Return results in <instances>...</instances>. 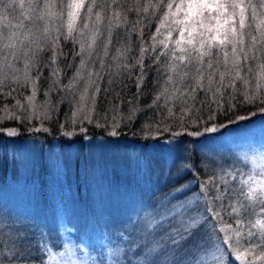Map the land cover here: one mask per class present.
<instances>
[{"label": "rangeland", "instance_id": "obj_1", "mask_svg": "<svg viewBox=\"0 0 264 264\" xmlns=\"http://www.w3.org/2000/svg\"><path fill=\"white\" fill-rule=\"evenodd\" d=\"M97 3L108 4L106 8L94 9V14L100 12L105 17L100 25L105 35L112 11H119L122 16L120 26L112 29L108 55L104 56L103 49L98 46L100 58L94 54L89 62L92 71H100L103 60V78L99 81L101 90L110 81L116 83L119 80L124 73H121L123 64L131 63L134 46L139 43L135 45L131 33L127 31L128 26L123 25V17L137 13L134 7L124 2L122 7H115L109 0H97ZM152 10L154 14L159 11ZM183 17V13L178 12L169 16L164 27L157 28L163 33L173 20ZM250 22L249 16L245 27ZM124 24L128 25V22ZM172 26L176 29L181 27ZM228 26L225 24L224 29ZM212 29L210 27V32L215 35ZM202 30L197 26L193 37L197 38ZM244 31L247 32L248 27ZM167 32L158 40L168 37ZM220 35H223L222 27ZM187 36L185 32V41ZM178 38V31H172L169 43L174 47ZM75 47L79 49V45ZM128 47L131 51L125 61L117 56V51ZM80 59L74 56L71 66L60 71L59 84L53 83L47 91L37 89L35 109L28 100L32 95L31 85L21 86L26 91L23 100H18L23 108L17 106L15 99L11 108L7 109L20 117L15 119V126L21 121L25 127L28 125L30 131L18 130L10 122L11 119L3 121L6 128L0 130V162L8 166L7 170H0V264H8L16 245L25 237L22 252L27 257L25 264H145L147 257L141 249L153 239L145 230L146 225L162 210L163 205L174 198L195 199V194L202 192L198 182L207 181L200 176L201 172L214 178L220 193L224 194L221 201H214L223 215V221L217 223V228L225 224L235 228L238 218L245 223L264 219V215H260V206L256 204L251 205L256 209L253 215L242 210L236 216L229 208L230 204H236L237 199L245 207L249 206L239 194L241 176L264 178V112L259 109L256 116L239 120L243 121L242 125L220 127L216 133L180 137L186 150L182 147L180 152L169 155L164 148L153 145L157 141L162 145L168 144L172 137L138 142L125 133H119L121 127H128L123 125L125 115L121 105L109 109L108 127L102 125L104 115L98 107L99 94L92 113L94 123L82 118L72 122L86 81L79 80L71 90L66 86L78 69ZM59 63L58 58L54 68H59ZM16 69H23V62L18 63ZM18 74L22 76V72L18 71ZM92 78L95 79V76ZM0 79L3 77L0 76ZM86 107L90 105L86 103ZM45 112L48 119L43 118ZM4 115V111L0 112V117ZM26 116L31 118L24 119ZM113 116L117 117L116 128L112 127ZM62 117H67L70 123L68 132H62L55 126ZM50 127L55 128L57 133H53ZM37 128L41 130L36 131ZM10 131L17 134L9 135ZM113 131L117 134L112 135ZM188 174L191 175L189 179ZM189 182L191 190L186 192ZM209 199L213 197L209 196ZM201 203H204L203 199ZM215 243L220 246L222 264H230L226 246H221L219 239ZM256 250L260 251L259 248Z\"/></svg>", "mask_w": 264, "mask_h": 264}, {"label": "snow or ice", "instance_id": "obj_2", "mask_svg": "<svg viewBox=\"0 0 264 264\" xmlns=\"http://www.w3.org/2000/svg\"><path fill=\"white\" fill-rule=\"evenodd\" d=\"M111 4L123 6L122 0H111ZM98 7L106 8L108 4L98 5L97 0H0V76L3 77L0 84L10 79L12 83L23 87L31 85L32 95L28 100L35 109L37 81L41 74L39 53H50L51 62L55 64L58 57L64 56L61 40L71 41L73 45H79V49L74 50V56L81 59L78 69L66 87L71 90L79 80L86 81L79 94V103L73 113L72 122L76 123L82 118L88 123H94L92 113L96 108V96L101 91L99 81L103 78L101 73L105 65L101 59L100 71H92L89 62L94 54L100 58L97 53L98 46L103 49L104 56L108 55V47L112 43V29L114 26L119 27L122 20L121 13L113 10L105 35L100 29L105 17L100 12L94 14V9ZM180 8H186L184 17L173 20L167 32V36L171 37L172 31H178L179 38L174 41L172 49H168V43L171 41L157 39L163 36L160 28L151 36V51L155 53L153 61L159 64L160 56L166 57V79L154 98L153 106L159 107L163 99V108L160 109L163 114L159 125L165 130L169 128L165 123L169 119L178 122L181 127L185 122L199 126L195 131L172 132V139L168 144L162 145L157 141L153 145L164 148L169 155L180 152L182 147L186 150L184 140L179 139L182 136L216 133L220 127H226L209 122L216 120L218 112H231L235 108L232 101L237 99V95L241 97L238 103L264 105V0H256V3L252 0H181L175 13L173 0H159L158 3L148 0L147 6L137 0L133 10L148 13L149 9H159L163 17L160 22L162 28L169 16H175ZM249 16L251 22L245 32V23ZM123 19L126 21V17ZM212 21H216L215 25H212ZM221 22L229 25L224 29L222 36ZM139 23L140 20L134 22L133 31H139L142 37L143 28L135 27ZM172 25L181 27L176 29ZM197 26L205 31L198 33L197 38H194L193 33L196 32ZM210 27L215 28V35L209 34ZM185 32L188 33L186 41ZM182 41L185 43L182 44ZM143 43L141 41L140 57L136 60L139 66V75L136 77L138 87L144 83L146 73L143 60L144 54L149 51ZM158 45H163L164 49L157 51ZM130 51V47L118 49L117 56L126 61ZM20 62H23V69L17 70L16 65ZM123 67L129 68L127 63H124ZM33 68L36 69L35 76L31 75L30 69ZM18 71L22 72V76ZM60 71L58 67L52 69V75L56 77L54 84L60 83ZM238 83L241 85L239 88ZM199 93H203L204 97L198 101L201 108H196ZM225 93H228L229 97L227 109L221 105ZM86 103L90 107H86ZM17 106L23 108L19 101ZM204 108L207 109L206 118L201 116ZM137 111L139 109L133 107L126 119L133 120ZM260 111L264 112V107H261ZM4 112L5 115L0 117V120L20 119L7 109ZM43 118H49L46 112ZM235 119L245 120L247 117L237 116ZM112 120V127H118L117 117L113 116ZM43 130L48 131L46 128ZM14 134L17 133L9 132V135ZM111 134L117 133L113 131ZM190 184L191 182L189 188L185 189L186 192L191 190ZM239 184V194L249 206L245 207L237 199L236 204L229 205L232 214L239 216L242 210L248 215L256 214V209L251 207L256 204L260 206V215H264V178L241 176ZM197 186L202 192L195 194V199L174 198L163 205L162 210L146 225L145 230L153 239L141 249L147 257L145 264H222L223 256L219 254L220 246L216 245V239L220 240L221 246H226L230 264H264V219L248 220L245 223L238 218L235 228L231 224L217 228V223L223 221V215L214 201H221L224 194L220 193L212 177L202 183L198 182ZM209 193L213 199H209ZM254 236L257 237L256 240L252 239ZM25 239L26 237L20 239L8 264H15L16 261L25 264L27 257L22 255ZM258 248L260 251L256 250Z\"/></svg>", "mask_w": 264, "mask_h": 264}, {"label": "trees", "instance_id": "obj_3", "mask_svg": "<svg viewBox=\"0 0 264 264\" xmlns=\"http://www.w3.org/2000/svg\"><path fill=\"white\" fill-rule=\"evenodd\" d=\"M111 1V0H109ZM247 2V0H245ZM256 0H252L253 3H255ZM127 3L129 7H134L137 3V0H122V3ZM153 3H158L159 0H152ZM139 3L144 4L147 6L148 0H139ZM181 3V0H173V9H176V6ZM115 7H118L115 5ZM180 13L186 12L185 8H180ZM154 14L153 10L151 9L149 13H143L138 12L135 13V16L128 15L126 17V21L128 22V25L124 24L126 27L128 26V30L131 33V37L133 38V41L135 42V45L139 43L138 45L134 46L133 55H132V61L128 66L130 67V74L131 78H129V69L122 68L119 80L116 83H109L108 86L101 88V91L99 93V109L103 111V113L100 111V114L104 115L102 118V125L105 127L107 126V119L109 109L112 107H119L121 105V111L126 117L129 115L130 111L133 107L139 109V111L136 112L135 118L131 121H126L124 119L123 125H127L128 127H121L119 129V133L126 134L127 136L140 141H147L150 139L154 140H162V139H168L171 137L172 132H183V131H195L196 128L199 125H189L188 123H184L183 127L171 119L166 120L165 123L169 125V128L167 130L164 129L163 126L159 125V120L161 118V115L163 114L160 109L163 108V99L160 101L159 107L153 106V101L155 96L158 94L159 90L164 84V81L166 79L164 72V63L166 60L165 56H160L159 60L160 63L157 64L153 61L152 57L155 55L151 51V36L155 34L157 27L160 26V22L163 20V17L160 13V11L156 12ZM207 15V14H206ZM215 15V13H213ZM140 20L141 23L136 24L135 27L137 29L143 28V36L142 39H140V33L139 31H132L133 30V24L135 21ZM216 21H212V25H215ZM222 29L224 31L225 24L221 22ZM248 26L245 27L247 29ZM212 31H214L215 34V28L212 27ZM244 29V30H245ZM168 29H164L165 33ZM162 33V29H160ZM205 31V29L202 30V32ZM211 35H213L210 32ZM159 37H157L158 39ZM165 39L170 41V37H166ZM141 41H143V46L149 48V51L144 54V71L146 73L144 83L142 86H137L136 84V77L139 75L138 71V65L136 64V60L140 57V48L142 46ZM61 46L63 48L64 56L58 57L60 59L59 68L63 72L64 70L69 68V65L73 63L74 60V50H76L75 45L71 43V41H64L61 40ZM173 45L168 43V49H172ZM163 45H158L157 51L163 50ZM215 51V49H214ZM178 54V53H177ZM39 64H40V77L37 81V89L47 91L53 84V81L55 80L54 76L52 75V69L54 68V64L51 62L50 59V53L47 51L41 52L38 56ZM33 72V76L36 75V69L33 68L30 70ZM237 87H241L239 83L237 84ZM12 89H15V91H12ZM24 92H26L24 89L21 88L20 85L12 83L11 80H6L3 82V84H0V112L4 111L5 109L11 108V106L14 104L15 99L17 101L23 100ZM8 93H11L10 95ZM204 97L203 93H199L197 96V102L195 103L196 108H201V105L198 101L202 100ZM228 93H225L223 99L221 100V105L224 109L228 108ZM241 100V97L237 95V99L232 101L233 104H235V108L231 112H227V114L223 113H216V120L209 123H215L220 125H226L229 126L231 124H241L243 121L236 120L235 118L237 116H246L249 118L250 116H256V112L261 108V106L264 105H252V104H242L238 103L237 101ZM191 104L192 101H189ZM213 108H215V105H213ZM177 109H179V104H177ZM258 114V113H257ZM259 115V114H258ZM201 116L205 117L207 116V109L204 108L201 111ZM3 121L7 122V119L0 120V130H4L6 127L3 125ZM235 121V122H233ZM10 122L13 124L14 127H16L20 131H30L28 125L26 124V127L23 125V122H19V124H16V120L11 119ZM237 122V123H236ZM132 123V125H130ZM203 121H201V124ZM52 124V123H51ZM54 124V123H53ZM52 124V125H53ZM130 125V126H129ZM151 125V127H149ZM55 126L57 129L61 130L62 132H68L70 123L67 120V117H62L59 119ZM53 133H57L56 129L53 127L49 128ZM200 130L202 131L203 128L200 127ZM149 134V135H148ZM185 138L184 136H182ZM195 166V164L193 165ZM196 168V166H195ZM8 166L6 163H3L1 165L0 162V170H7ZM200 176L206 180L208 175L206 173L201 172ZM191 177L190 174H188L187 178L189 179ZM209 196L211 194L209 193ZM216 241V240H215Z\"/></svg>", "mask_w": 264, "mask_h": 264}]
</instances>
